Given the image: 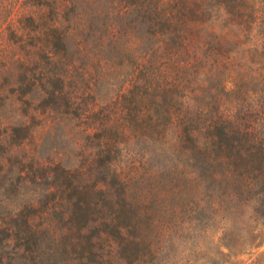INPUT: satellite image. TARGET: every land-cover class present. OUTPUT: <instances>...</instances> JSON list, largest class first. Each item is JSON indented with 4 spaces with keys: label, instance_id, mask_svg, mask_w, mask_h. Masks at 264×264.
I'll use <instances>...</instances> for the list:
<instances>
[{
    "label": "trees",
    "instance_id": "16d2710c",
    "mask_svg": "<svg viewBox=\"0 0 264 264\" xmlns=\"http://www.w3.org/2000/svg\"><path fill=\"white\" fill-rule=\"evenodd\" d=\"M123 1L0 0V264H169L172 251L162 256L157 236L185 250L213 229L215 264L264 253V10L255 0ZM104 9L135 12L144 31L131 28L138 61L117 95L134 103L133 116L121 110L122 118L83 123L82 133L98 139L102 167L101 180L87 185L63 153L41 156L39 139L24 153L48 111L64 107L45 128L63 137L62 117L92 113L78 95L100 91L122 46L115 20L104 32L87 26L106 24ZM172 127L199 153L201 215L182 221L179 204L134 197L118 166V135ZM97 196L101 215L89 218ZM67 246L78 262L61 258Z\"/></svg>",
    "mask_w": 264,
    "mask_h": 264
},
{
    "label": "rangeland",
    "instance_id": "374dc122",
    "mask_svg": "<svg viewBox=\"0 0 264 264\" xmlns=\"http://www.w3.org/2000/svg\"><path fill=\"white\" fill-rule=\"evenodd\" d=\"M125 1L129 2V0H124L123 2ZM255 1L258 8L264 10V0ZM106 10L108 9H104L102 12V15H105L104 19L107 21L106 24L98 22L96 24H87V26H92V29L99 27L104 32L109 25H112L110 23L115 20V26L119 31V41L122 46L120 51L117 52L115 60L117 66L114 71L108 73L100 91L95 93L83 92L78 95L81 96L83 109L91 106L93 108L92 113L83 121L80 118L77 119L73 114L67 116L66 119L62 117V124L66 126L68 133V136L63 137L60 132L61 129L58 132L50 133V130H45V128L49 122H53L58 116H62L61 112L64 107L61 106L54 111H48L42 117L45 127L36 129L34 138H30L27 141L26 152H21V154L25 152L24 154L28 155V152H32L37 148V140L39 139L40 147L38 149L41 156L59 158L61 157L60 154L63 153L66 161L71 160L72 163L76 164L77 171L74 174L77 178L76 180L81 182V184L87 185H93L101 180L102 167L99 166V161L96 157V154L100 152L98 139L96 136H86L82 133L83 123L93 124L100 119L104 120L111 113L114 116L116 115V118H118V115L121 117L123 115V113L120 115L121 110H128L130 117L133 116L134 103L117 98V95L126 85L129 74L132 73L138 61L135 46L127 44L129 35L134 33V29L131 28L138 27L144 31L134 21L135 12L131 11V14H115ZM260 15L261 17L263 16L262 13ZM89 45V50H93V44L90 42ZM79 63V65L87 64V60L83 58L79 60ZM160 122L164 123V117L161 118ZM32 123L39 126L40 120L39 122L32 121ZM154 132V129H145L143 132L132 131L127 137L118 135L120 140L125 143L118 159V166L123 169L126 176L130 177L132 194L134 197L153 203L157 202V204L162 201H170V204H179L181 211L176 216L179 221L187 220L190 215L200 216L197 204H201V194L198 192L200 189L198 188L196 177V175L200 174L198 150H191V143L186 139L178 141L173 127L167 129L166 132L162 130L159 135ZM145 134L147 135L145 136ZM16 160L13 156L10 162H14L15 165ZM97 197L99 198L98 204L94 207L97 213H90L89 218H97L101 215L100 210L103 209V202H101L99 196ZM94 198L95 196L92 200ZM154 216L163 220L173 217L170 212L159 210L155 211ZM258 218H260L259 221L264 227V217ZM253 226L257 225L253 224ZM88 233L90 231H86V234ZM216 234V229H213L200 235V240L193 241L194 243L188 246L189 249L185 250L181 247L173 250L166 238L160 236L155 238L154 246L164 257L169 250L172 251L168 261L169 264H215L219 258L214 241ZM77 235V232L73 231V235L69 237L61 236L60 239L62 242H68ZM262 250H264V241L258 251ZM58 253L61 258L66 259L69 263L78 262L77 256L79 253L70 246L65 249L60 247ZM162 256L160 257L164 261L165 258ZM253 257H251V260L249 255L244 254L240 258L244 260L245 264H264V253ZM146 260L150 259L147 258Z\"/></svg>",
    "mask_w": 264,
    "mask_h": 264
}]
</instances>
